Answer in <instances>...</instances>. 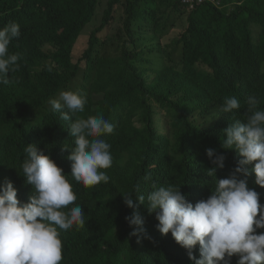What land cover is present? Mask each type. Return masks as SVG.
<instances>
[{"label":"trees","instance_id":"16d2710c","mask_svg":"<svg viewBox=\"0 0 264 264\" xmlns=\"http://www.w3.org/2000/svg\"><path fill=\"white\" fill-rule=\"evenodd\" d=\"M0 1L16 7L29 2ZM97 2L36 0L55 22L50 31L33 28L14 46L13 52L20 53V67L9 78L19 84L18 90L12 93L11 83L0 84V185L16 183L22 203L28 202L31 186L20 178L18 156L25 153V145L41 144L57 136L64 125L60 114H50L46 107L47 98L56 89L49 91L45 77L48 74L57 79L56 86L61 84L66 64L59 59L64 46L77 44L95 17ZM224 5L217 9L205 4L188 12L179 0H109L99 25L90 33L83 52L84 65L77 70L87 76L91 115L106 116L116 125L108 140L112 166L101 170L110 180L93 187L75 185L79 198L75 204L85 212V224L66 231L58 229L63 244L61 264H192L171 233L160 236L150 229V238L140 242L130 236L133 229L125 217L133 209L124 204L121 194L134 191L135 185L145 183L141 177L152 175L158 186H181L182 194L188 197L190 161L203 156L201 168L212 180L206 173L210 163L205 150L220 148L225 121L223 117L218 120V112L224 97L256 95L264 107V0H225ZM118 7L123 9L121 26L101 39V32L115 21ZM189 18L181 36L163 44V39ZM248 21L255 22L263 34L257 36ZM40 60H44V70L38 73L35 84L30 68ZM50 65L52 70L48 71ZM114 68L124 69L123 75L129 80L126 89L115 85ZM160 85L180 89L188 85L196 112L190 114L166 94H156L158 102L150 104L147 94ZM136 90L142 93L141 103ZM38 95L43 96L41 102H36ZM139 106L143 107L141 115ZM36 111L47 120L42 133H33L26 122Z\"/></svg>","mask_w":264,"mask_h":264},{"label":"clouds","instance_id":"9594fccd","mask_svg":"<svg viewBox=\"0 0 264 264\" xmlns=\"http://www.w3.org/2000/svg\"><path fill=\"white\" fill-rule=\"evenodd\" d=\"M28 1L22 7L0 1V84L3 85L12 82L9 75L20 67V53L13 52L15 44L33 28L50 31L55 22L52 14L38 6L36 0ZM179 2L188 12L205 4L217 9L225 6V0H208L194 7ZM117 14L122 20L121 7ZM99 15L97 6L95 17L85 26L77 44L64 46L63 57L59 59L66 64L62 71L65 75L59 79L61 84L56 86L57 79L48 74L45 77L49 91L56 89L47 98L46 107L50 114L58 112L64 125L57 136L41 144L25 145V153L18 156L21 164L18 174L23 183L31 186L28 202L19 200L21 192L16 183L5 181L0 185V264H61L63 244L58 229L66 231L85 224V212L81 205L75 204L79 201L75 185L93 187L110 180L101 170L112 166L108 140L116 125L106 116L91 115L87 76L77 70L84 65L83 52L93 31L89 32L87 27L95 24ZM86 22L87 19L83 25ZM248 25L258 32L257 36L263 34L255 22L248 21ZM170 34L163 39L164 44L178 36L175 30ZM43 64L44 60H40L30 68V78L35 84L38 73L44 70ZM51 70L50 65L48 71ZM18 87V83L9 85L12 93ZM42 98L38 95L36 102ZM261 103L256 95L224 97L218 112V120L223 117L225 121L220 148L205 150L210 163L206 173L212 180L207 179L201 168L203 156L190 161L186 177L191 185L188 197L182 194L181 186H158L152 175L141 177L145 183L135 185L134 191L121 194L124 204L133 209L125 217L133 229L130 236H136L140 242L150 238L147 234L150 229L158 231L160 236L171 233L192 264H264V231H258L264 230V107ZM159 118L162 126V114ZM26 122L33 133H42L47 127L45 115L38 111ZM161 133L165 134V130Z\"/></svg>","mask_w":264,"mask_h":264},{"label":"rangeland","instance_id":"374dc122","mask_svg":"<svg viewBox=\"0 0 264 264\" xmlns=\"http://www.w3.org/2000/svg\"><path fill=\"white\" fill-rule=\"evenodd\" d=\"M108 2H109V0H98L97 6L99 7V14H100L99 16L100 17L96 21L95 24H92L91 26L87 27V30L89 32H91L96 26L99 25L101 18H102L103 11L108 6ZM189 23H190V18L186 22H182L180 24L179 28H177L178 31H175V32L177 34H179V36H181V34L184 32L185 28L188 26ZM121 24H122V20L120 19V15L117 14L115 21H113L109 27H107L105 30H103L100 35L103 37L113 35L116 32L117 28L119 26H121ZM155 67L156 68L159 67L158 62L155 64ZM148 68H149V66H147V69ZM113 72L116 74L115 85H117L119 89H126L129 85V80L125 77V75H123L125 73L124 69L123 68H114ZM150 75H151L150 77L152 78L153 74H150ZM116 92L119 93L118 90H116ZM136 92H137L138 102L141 103L142 102V93L137 91V90H136ZM156 94L157 95H162V94L168 95L169 97L173 98L178 103L179 107H181L182 109H185L190 114L195 113L197 110V104H196L195 100L192 99L193 93L191 92L188 85H184L181 89L180 88H173V87L166 88L164 85H160L157 90L151 89L149 91V94H147V99H148V102L152 105H154L158 102L155 98ZM110 100H113L112 96H110ZM142 111H143V107L139 106V115H141ZM136 120H137V118H136ZM173 142H175V138L173 139Z\"/></svg>","mask_w":264,"mask_h":264},{"label":"built area","instance_id":"2783aa9c","mask_svg":"<svg viewBox=\"0 0 264 264\" xmlns=\"http://www.w3.org/2000/svg\"><path fill=\"white\" fill-rule=\"evenodd\" d=\"M181 1L186 5H191L192 7H194L196 4H200L208 0H181Z\"/></svg>","mask_w":264,"mask_h":264}]
</instances>
